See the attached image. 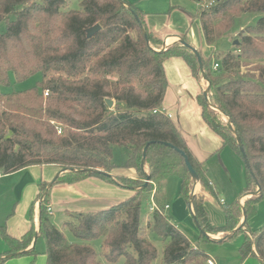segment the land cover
Instances as JSON below:
<instances>
[{
  "label": "trees",
  "instance_id": "obj_1",
  "mask_svg": "<svg viewBox=\"0 0 264 264\" xmlns=\"http://www.w3.org/2000/svg\"><path fill=\"white\" fill-rule=\"evenodd\" d=\"M191 1L198 5L195 17L209 46L227 36L243 13H263L255 25L237 33L239 43L234 48L214 53V58L197 48L210 82V103L218 108L206 104V86L198 96L202 117L223 145L242 158L240 143L244 147L250 163L249 167L245 163L246 193L260 187L258 195L245 201V227L228 240L248 230L256 202L264 199V0ZM145 16L137 2L129 0H81L77 9L68 8L67 0H0V24H6L5 31H0V175L33 165L60 168L51 187V183L39 184L36 201L44 196L39 231L34 225L36 202L31 207L32 227L21 239L0 226L9 247L0 254V264L9 254L33 252L35 247L26 250L37 234L46 240L47 264H103L91 244L99 239H103L102 255L110 264L121 258L124 264H152L158 250L151 234L163 241L164 264H208L211 257L200 244L217 241L202 230L223 232L225 237L240 226L244 214L239 202L225 206L224 226L211 224L205 206L206 193L216 196L211 181L179 127L161 111L168 88L165 61L181 57L201 83L204 77L198 56L181 42L160 51L164 41L148 29ZM96 24L101 29L89 37L87 30ZM181 37L194 46L186 35ZM36 73L42 79L35 86L2 91L10 85L11 74L23 82ZM108 99L115 102L114 107H109ZM115 146L127 149L121 166L113 161ZM178 149L186 153L199 175L201 190L192 200L193 218L200 230L197 243L165 211L170 175L181 179L180 195L188 203L196 185ZM118 167L135 168L138 176H114ZM92 176L134 194L107 209L74 214V220L62 225L76 239L70 241L51 220L50 190ZM152 199L157 207L142 225ZM245 234L242 257L256 255L264 264V227Z\"/></svg>",
  "mask_w": 264,
  "mask_h": 264
},
{
  "label": "rangeland",
  "instance_id": "obj_2",
  "mask_svg": "<svg viewBox=\"0 0 264 264\" xmlns=\"http://www.w3.org/2000/svg\"><path fill=\"white\" fill-rule=\"evenodd\" d=\"M81 0H67L68 8H79V3ZM132 2H137L138 5L142 4V7L146 11H149L159 22H163L167 17L170 16V19L173 20L176 24L181 23L182 19L177 17L181 15L183 12L190 18L193 19V24L189 27L188 37L193 43H200V47L203 49L207 48V44L204 39L200 40V33L198 25H200V20L195 17L197 14V10L195 13L192 10L188 9L187 6H179L172 5L171 0H129ZM140 1V3L138 2ZM174 1V0H173ZM188 2L194 3L191 0H187ZM184 7V9H181ZM173 13H177L173 15ZM172 15V18H171ZM184 15V14H183ZM263 15V13H243L239 17L235 19V24L232 30L229 32L227 36L222 38L217 42V44L210 48L209 56H213L214 53H223L229 49H232L236 46L235 41L238 40L237 33L240 32L247 26H253L257 23L258 19ZM6 24L2 22L0 24V31H5ZM187 37V39H188ZM189 40V39H188ZM212 54V55H211ZM42 75L41 73H36L30 76L27 80L23 82H17L13 76L10 75V85L3 87L2 91L5 93H10L12 91H20L25 90L30 87H33L37 84V82L41 81ZM207 84V82H206ZM206 88V85L204 86ZM46 96V95H45ZM115 106V102L113 107ZM59 131V130H58ZM127 158V149L125 147L115 146L113 149V161L117 165H122ZM125 170V168L120 167ZM204 168L208 171V176L211 180V186L214 185L216 190V196L209 197L206 202V207L209 212V219L212 225L222 227L226 224L227 218L225 213V206L231 205L233 203H237L239 198L242 197L246 191V187L248 185V172L246 169V165L242 156L233 148L228 145L221 144L217 150V152L213 155H209L207 159L204 161ZM206 171V172H207ZM31 182V181H30ZM146 182V181H145ZM107 185H111L107 187V205L105 207L109 208L113 205H117L125 200L128 196L129 189L120 187L115 183L108 182ZM16 183L13 181V177L5 178L0 180V226H8L10 227V222L14 219V222L19 220L21 215V211L26 209L27 218L29 219L30 208L32 207L33 199L27 205V195L30 193L29 190H22V194L20 195L16 191ZM180 189V178L177 175H170L166 181V203L173 205L175 198L177 197V192ZM195 190V188H194ZM258 190V189H257ZM26 191L25 197L23 196ZM156 192V186L153 187V193ZM254 192V191H253ZM36 193V192H35ZM256 196V195H252ZM223 199L226 205H222L220 200ZM154 200V199H153ZM150 208L144 210L142 225L146 223V221L150 218V214L152 211L151 205L152 200L150 201ZM157 204V201L154 200ZM186 203V202H185ZM242 204H245L242 203ZM186 209L188 212V217L183 216L180 218V229L188 235V237L195 243L198 242L197 239V231L195 227V221L193 216L191 215L189 208L186 203ZM37 211V209H36ZM77 212L67 213L66 217L62 213H55L54 216L51 217L52 222L58 227L61 228L64 232L67 239L70 241H76L73 235L67 228H63V223L67 220H74V214ZM187 219V220H186ZM243 220V218H242ZM241 220V221H242ZM18 225V224H17ZM16 225V226H17ZM264 227V199H259L255 204V210L250 214L248 218V224L246 232L255 233L256 231L262 229ZM8 230V228H7ZM245 231L238 232L232 238L220 242L217 239L224 238L223 232H219L217 234H209V236L216 240L217 242H205L200 244V246L212 257L217 264H263V262L256 255H250L246 258L242 257L240 252V247L245 240ZM9 232V230H8ZM229 233V232H228ZM151 239L158 250V258L153 261L152 264H164L162 262V252H163V241L161 238L156 235L151 234ZM103 239L95 240L91 244L96 249V251L100 255V259L103 264H110L107 262L103 253L102 248ZM8 247L3 240L0 234V254H4L5 250ZM31 250V249H30ZM47 244L46 240L43 236H40L35 245V249L33 252H27L21 255H18L15 258L7 259L5 262L1 264H47ZM115 264H124V258H121ZM209 264V263H208Z\"/></svg>",
  "mask_w": 264,
  "mask_h": 264
},
{
  "label": "crops",
  "instance_id": "obj_3",
  "mask_svg": "<svg viewBox=\"0 0 264 264\" xmlns=\"http://www.w3.org/2000/svg\"><path fill=\"white\" fill-rule=\"evenodd\" d=\"M138 2L140 3V1ZM171 2L172 5H186L187 8L192 10L193 13H195L198 9V5L195 2L191 3L187 0H171ZM139 6L146 13L145 20L148 29L152 33L162 38L164 41V45L169 46L171 44L179 42L180 36L182 35H186V37H188L190 30L189 27L193 24L194 20L190 19L183 10H180L183 13L177 16L179 17V19H182L181 23L176 24L173 20L170 19V16L161 23L157 21V19L149 11H146L144 7H142L141 3ZM181 9H184V7H182ZM175 14L173 13V15ZM198 28L200 33V40L202 38L205 41L201 23L200 25H198ZM188 39L196 48L202 50L203 54L206 57H209L210 48L213 46H209L205 41V43L207 44V48L203 49L200 47V43H193V41L190 40L189 37ZM164 65L167 74L168 88L162 105V110L163 112L171 115V118L181 130L183 136L186 138L193 156L199 162L203 163L204 168V161L207 159V157L209 155L215 154L219 146L223 144L222 138L217 133L211 130V128L202 117V108L198 102V96L202 92V90H204V86H207L206 81L203 80L200 83L193 76L189 66L181 57H171L165 61ZM59 173L60 168L55 165H33L11 174L0 175V180L13 177V181H15L17 186L16 191L20 195L22 194V190L24 189V187L26 191L29 190L30 193L27 195L26 203L28 205L33 198L34 201L32 203V206L36 202L34 207V225L36 228V232L39 231L40 216L39 201H36L39 194V184L41 182L51 183ZM137 174L138 173L135 168H125V170H123L118 167L113 171L114 176L136 178L138 176ZM206 174L209 178L208 171L206 172ZM108 186L111 185H107V181L94 176L74 183L54 185L50 190V196L47 201V206L51 207L52 209L51 216H54L57 212L64 214L66 217L67 213L71 212H94L107 209V207L105 206L107 205L108 199ZM200 190L201 186L199 183H197L195 185L194 191L198 192ZM26 191L23 194L24 197L26 195ZM214 191L216 192L215 188ZM127 194L128 196L126 198L133 195L134 192L130 190ZM212 196L213 195H211L210 193H206L205 206L207 199ZM251 196L252 194L245 193L242 197L239 198L238 201L244 203L246 199ZM185 202L186 200L180 195V189L177 192V197L175 198L173 205L167 204L165 201V211L172 216L174 222L179 228L180 223H182L180 218H183V216L188 217L186 203L188 208L189 204L188 202ZM189 211L192 215L190 208ZM14 219L10 222V227H4L6 228V230L8 228L9 232L8 230L7 232L11 236L17 239H21L30 230L33 224V221L31 219V208L29 212V219L27 218V212L25 208L23 209V211H21L19 220L17 222H14ZM195 227L197 231L196 237L198 239L200 230L198 229L196 223ZM37 240L32 241L28 250L35 247ZM7 250H5V252ZM254 251L256 252L255 248ZM17 256L11 257L9 259L15 258Z\"/></svg>",
  "mask_w": 264,
  "mask_h": 264
},
{
  "label": "water",
  "instance_id": "obj_4",
  "mask_svg": "<svg viewBox=\"0 0 264 264\" xmlns=\"http://www.w3.org/2000/svg\"><path fill=\"white\" fill-rule=\"evenodd\" d=\"M136 18H138L137 15H136ZM100 29H101V26H100L99 24H96L95 26H93V27H91V28H89V29L87 30V34H88L89 37H91V36L94 35L96 32H98ZM144 34L146 35V32H145V31H144ZM179 42H181V43L184 44L185 46L191 48V49L197 54V56H198V60H199V64H200V65H199V66H200V70H201L202 73H203L204 80L207 81V76H206V74H205V72H204V69H203L204 66H203L202 58H201V56H200V54H199L197 48L194 47V46H192L191 44L187 43V42H186L181 36H180ZM238 43H239V41L236 40V41H235V44L237 45ZM167 47H168V46L164 45L163 48H162L160 51H164ZM209 89H210V82L207 81V88H206L205 91H204V95H205V99H206V104H207L209 107H211V108L218 109L217 107H215L213 104L210 103L209 96H208ZM107 103H108V105H109L110 108H112L113 105H114V101L111 100V99H108V100H107ZM229 122H230V120H229ZM149 144H150V143H149ZM149 144H148V145H149ZM148 145L146 146V148H145V150H144V152H143V158H142V163H141V167H142L143 170H144V165H145V160H146L147 147H148ZM240 149H241V152H242V155H243V158H244V162H245L246 165L249 167V166H250V163H249V160H248L247 155H246V153H245L244 147L241 145V143H240ZM178 151L184 156L186 166H187V168H188V170H189L191 176L194 178V180L196 181V184H197V183H198V180H199V175H198L197 171H196L195 168L193 167V165H192V163L190 162V160H189L188 156L186 155V153L183 152V151H180L179 149H178ZM62 171H64V170H62ZM146 182H148V180H146ZM256 182H257V180H256ZM51 185H52V183L49 185V187H51ZM195 193H196V192L194 191L193 194H192V196H191V199H190V201H189V203H188V204H189V208H190V210H191V212H192V216H193V217H194V212H193L192 200H193V197H194ZM259 193H260V187H258V190H257V191H254V192H247L246 194L258 195ZM43 198H44V196L39 200V208L41 207V202H42ZM238 202H239L240 205L242 206V210H243V214H244V216H243V220L241 221V224H240V226H239L238 228H236L235 230L229 232L228 235L225 236L224 238L217 239V240H219L220 242H223V241L226 240L227 238L231 237V236L236 232L237 229H239V228H244V227H245V223H246V219H247L246 210H245L244 204H242L240 201H238ZM195 223H196V225H197V227H198V229H199L198 223H197L196 221H195ZM202 232H203L206 236L210 237L209 234H208L207 232H205V231H203V230H202ZM39 236H40V235L37 234V236L34 238V241H36L37 238H38ZM27 251H29V250H26V252H27ZM19 254H20V253H12V254H9L8 256L11 258V257L17 256V255H19Z\"/></svg>",
  "mask_w": 264,
  "mask_h": 264
},
{
  "label": "built area",
  "instance_id": "obj_5",
  "mask_svg": "<svg viewBox=\"0 0 264 264\" xmlns=\"http://www.w3.org/2000/svg\"><path fill=\"white\" fill-rule=\"evenodd\" d=\"M218 66H219V64H218V63H215V65H214V69H217ZM48 94H49V92L46 91V92H45V95L47 96ZM161 111H163V110H161ZM155 112H157V110H155ZM168 115H169V117H171L170 114H168ZM57 129L59 130V132L62 131V128H61V127H57ZM221 203L224 204V205L226 204V203L224 202L223 199H221ZM156 207H157V204H156V203L154 202V200L152 199L151 209L154 210ZM167 207H168V206H167ZM48 210H49L50 213L52 212L51 207H48ZM208 263H209V264H217V263L215 262V260L212 259V258H210V259L208 260Z\"/></svg>",
  "mask_w": 264,
  "mask_h": 264
}]
</instances>
